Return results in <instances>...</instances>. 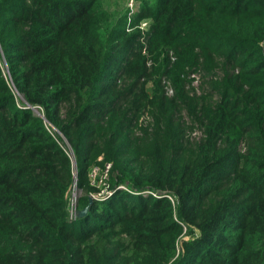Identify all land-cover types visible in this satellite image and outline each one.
<instances>
[{"label": "trees", "instance_id": "16d2710c", "mask_svg": "<svg viewBox=\"0 0 264 264\" xmlns=\"http://www.w3.org/2000/svg\"><path fill=\"white\" fill-rule=\"evenodd\" d=\"M138 1L0 0V264H264V0Z\"/></svg>", "mask_w": 264, "mask_h": 264}, {"label": "rangeland", "instance_id": "374dc122", "mask_svg": "<svg viewBox=\"0 0 264 264\" xmlns=\"http://www.w3.org/2000/svg\"><path fill=\"white\" fill-rule=\"evenodd\" d=\"M138 4V0H104V6L111 14L106 29L109 30L119 19H122V24H126V28L130 30L129 24L132 22L133 13L139 8ZM147 23L148 21H143L142 26L145 27ZM71 194L70 197L73 196L72 192Z\"/></svg>", "mask_w": 264, "mask_h": 264}, {"label": "water", "instance_id": "95a60500", "mask_svg": "<svg viewBox=\"0 0 264 264\" xmlns=\"http://www.w3.org/2000/svg\"><path fill=\"white\" fill-rule=\"evenodd\" d=\"M40 115H42V114L40 113ZM73 164L76 167L77 164H76V160L75 159H73ZM75 177L76 178L78 177L77 173H76ZM90 201L92 202V198L90 199ZM88 208H89V206L85 207L84 209H77V211L75 212V215L77 217H83L88 212Z\"/></svg>", "mask_w": 264, "mask_h": 264}, {"label": "built area", "instance_id": "2783aa9c", "mask_svg": "<svg viewBox=\"0 0 264 264\" xmlns=\"http://www.w3.org/2000/svg\"><path fill=\"white\" fill-rule=\"evenodd\" d=\"M107 167L109 168L110 167V165H107ZM107 168V169H108ZM150 193H152V194H155V193H153V192H151V191H149ZM72 193H73V196L71 197L72 198V204H74V198L76 197V191L74 190V189H72ZM72 195V194H71ZM72 212L75 214V212L73 211V209H72Z\"/></svg>", "mask_w": 264, "mask_h": 264}]
</instances>
